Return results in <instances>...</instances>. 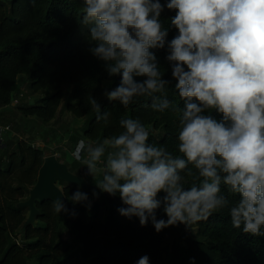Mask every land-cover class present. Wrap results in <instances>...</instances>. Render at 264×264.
I'll use <instances>...</instances> for the list:
<instances>
[{
    "label": "clouds",
    "instance_id": "1",
    "mask_svg": "<svg viewBox=\"0 0 264 264\" xmlns=\"http://www.w3.org/2000/svg\"><path fill=\"white\" fill-rule=\"evenodd\" d=\"M165 10L174 13L167 28ZM77 20L88 29V51L110 78L120 77L103 91L109 101L127 107L150 98L146 107L179 119L180 155L150 143L139 118L121 119L124 130L95 145L81 141L76 159L86 148V175L100 190L92 196L118 195L122 216L138 217L141 226L151 221L157 232L181 223L191 228L228 209L234 228L264 236V0H84ZM158 50L166 52L171 79L161 71ZM169 86L182 107L169 99ZM88 102L97 122L107 123L111 113L96 98ZM186 176L193 177L188 187ZM66 199L91 206L78 187L54 198L55 213L77 215ZM160 209L167 219H157ZM136 264H150V257Z\"/></svg>",
    "mask_w": 264,
    "mask_h": 264
},
{
    "label": "trees",
    "instance_id": "2",
    "mask_svg": "<svg viewBox=\"0 0 264 264\" xmlns=\"http://www.w3.org/2000/svg\"><path fill=\"white\" fill-rule=\"evenodd\" d=\"M83 7L84 0H0V116L24 87L34 95L32 103L22 100L12 107L23 120L13 121L0 142V264H136L144 255L150 257V264H193V257L194 264H264V236L234 228L228 209L218 210L191 228L181 223L157 232L151 221L141 226L138 217L122 216L117 211L123 206L118 195L101 192L98 199L94 198L93 190H100L94 178L86 175V165L76 158L70 163L64 161L71 166V172L93 185L83 191L88 193L91 206L74 205L68 200L67 207L77 213L73 216L71 211L55 213L51 198L35 200L39 212L34 222L25 225L29 216L25 210L30 212V208L19 207L18 203L29 197L48 148V144L36 146L37 130L32 126L31 131L26 129L32 121L49 126L44 133L58 137L52 121L59 111L70 112L84 118L81 132L69 133L73 145L80 140L85 145H95L122 132L121 119L139 118L150 130V143L180 155L177 113H160L146 107L150 104L146 97L135 98L124 107L103 95L104 83L110 82L115 88L120 77L110 78L102 62L88 51V29L77 20ZM170 15L174 13L165 10L161 16L166 28L170 26ZM173 35L175 30H170L169 39ZM157 55L165 78L171 79L165 50H158ZM89 97L98 100L102 112L111 113L107 123L97 122ZM168 97L183 106L173 86L168 87ZM20 130L28 136L14 139L12 135ZM82 153L84 160L86 148ZM62 155L66 156L65 152ZM82 166V172H77ZM185 179V186H190L193 177ZM59 182L64 184L66 198L78 187L82 191L79 184ZM223 191L227 194L226 188ZM160 218L167 219L162 209L157 210V219ZM64 232L71 236L64 239Z\"/></svg>",
    "mask_w": 264,
    "mask_h": 264
},
{
    "label": "rangeland",
    "instance_id": "3",
    "mask_svg": "<svg viewBox=\"0 0 264 264\" xmlns=\"http://www.w3.org/2000/svg\"><path fill=\"white\" fill-rule=\"evenodd\" d=\"M104 87L108 88V89L113 88L112 84L110 82L104 83ZM66 88L70 89V86L67 85ZM29 92L30 91L28 89H26V87L23 88L21 94H19L16 97L13 105L6 107V110H4L2 112V115L0 116V124L12 125L13 121L22 122L23 117L15 108H12V107H14L15 104L18 103V101H22V100H25V101H28L29 103H32V101L34 100V95L30 94ZM2 116L6 119V121L2 120V118H1ZM83 123H84V118H76L70 112L59 111L58 114L56 115L55 119L52 121V127L59 131L58 137H57V135H55L53 133L45 134L44 132H46V131L48 132L49 126H43L39 122L32 121L31 125H29V127H27L26 129L31 131V128L33 127L35 131L37 130L36 134H35L36 146L42 148L46 144H48V148L45 149L46 156L51 155V154H55V155H57V157L62 159L61 161L66 160L67 162L70 163V162H72L73 159L76 158V147L78 144L73 145V143L71 141V137H69V133H80ZM20 125L23 127V123ZM22 129H24V128H22ZM25 134L26 133H24V130L23 131L20 130V132L17 135L13 134L12 137H15L14 139H17V138H22V137L28 136V134L27 135H25ZM63 152H65L66 156L62 155ZM83 155L84 154L81 152V159H79L80 161H83V158H84ZM67 165H68V167H71L69 164H67ZM81 169L83 170V166H82V168L76 169V171L82 172ZM100 176H101V173H98L95 178L100 180ZM58 185L61 188L64 187V184H61L60 182H58ZM25 214L27 216L29 215V209L25 210ZM70 236H71V234L69 232H64V234H63L64 239H67Z\"/></svg>",
    "mask_w": 264,
    "mask_h": 264
},
{
    "label": "water",
    "instance_id": "4",
    "mask_svg": "<svg viewBox=\"0 0 264 264\" xmlns=\"http://www.w3.org/2000/svg\"><path fill=\"white\" fill-rule=\"evenodd\" d=\"M60 180L79 184L83 191H86L88 188H93V185L85 177L71 172L67 163L60 161L57 155L51 154L45 156L38 171L37 181L31 188L29 197L18 203L19 207L27 206L30 208L25 225L34 222L36 214L39 212L35 206V200L43 201L46 198L54 200L56 197L62 198V195L66 197L63 188L58 185ZM65 202L68 206L67 199Z\"/></svg>",
    "mask_w": 264,
    "mask_h": 264
},
{
    "label": "built area",
    "instance_id": "5",
    "mask_svg": "<svg viewBox=\"0 0 264 264\" xmlns=\"http://www.w3.org/2000/svg\"><path fill=\"white\" fill-rule=\"evenodd\" d=\"M10 130H11V125H10V124H0V142L3 141L5 134H6L8 131H10ZM81 141H83V140H80V141L78 142V145H77V147H76V150H77L78 147H80V142H81ZM83 142H84V141H83ZM84 144H85V143H84ZM82 149H83V148H82ZM82 149H81V152H82Z\"/></svg>",
    "mask_w": 264,
    "mask_h": 264
}]
</instances>
